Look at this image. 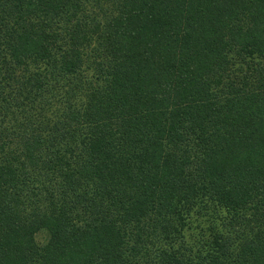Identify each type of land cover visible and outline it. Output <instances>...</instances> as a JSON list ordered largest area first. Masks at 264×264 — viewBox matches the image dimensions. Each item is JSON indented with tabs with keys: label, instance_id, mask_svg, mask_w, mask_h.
Returning a JSON list of instances; mask_svg holds the SVG:
<instances>
[{
	"label": "trees",
	"instance_id": "1",
	"mask_svg": "<svg viewBox=\"0 0 264 264\" xmlns=\"http://www.w3.org/2000/svg\"><path fill=\"white\" fill-rule=\"evenodd\" d=\"M0 264H264V0H0Z\"/></svg>",
	"mask_w": 264,
	"mask_h": 264
}]
</instances>
